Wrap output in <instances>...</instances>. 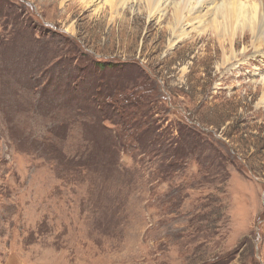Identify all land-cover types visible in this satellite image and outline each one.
Segmentation results:
<instances>
[{"label": "rangeland", "instance_id": "374dc122", "mask_svg": "<svg viewBox=\"0 0 264 264\" xmlns=\"http://www.w3.org/2000/svg\"><path fill=\"white\" fill-rule=\"evenodd\" d=\"M107 1L0 0V264H264V48Z\"/></svg>", "mask_w": 264, "mask_h": 264}, {"label": "bare ground", "instance_id": "6f19581e", "mask_svg": "<svg viewBox=\"0 0 264 264\" xmlns=\"http://www.w3.org/2000/svg\"><path fill=\"white\" fill-rule=\"evenodd\" d=\"M128 1L135 0L106 2L110 6L112 22L121 23L122 29L125 25L122 23L125 21L124 16L120 17L117 10L118 7L124 9ZM140 3L144 6L149 21L168 20L169 36L172 39L169 42L170 47L191 39L190 33L186 30L189 27L192 31L198 27L208 26L213 38H226L230 44V56H224L222 66H229L237 58L233 50V40L237 34L240 38H244L247 33L251 35L252 49L264 48V2L262 0H178L177 3L173 0H140ZM193 26L196 27L192 29ZM260 85L264 86V79L260 81Z\"/></svg>", "mask_w": 264, "mask_h": 264}, {"label": "trees", "instance_id": "16d2710c", "mask_svg": "<svg viewBox=\"0 0 264 264\" xmlns=\"http://www.w3.org/2000/svg\"><path fill=\"white\" fill-rule=\"evenodd\" d=\"M127 103H128V102L126 101V104H127ZM126 104H125V105H126ZM125 105H124V106H125Z\"/></svg>", "mask_w": 264, "mask_h": 264}]
</instances>
